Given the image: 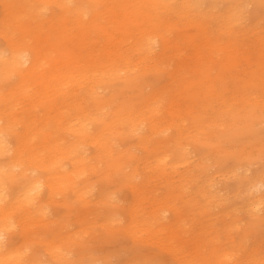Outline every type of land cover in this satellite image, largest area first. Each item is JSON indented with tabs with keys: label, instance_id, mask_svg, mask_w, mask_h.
Returning <instances> with one entry per match:
<instances>
[{
	"label": "rangeland",
	"instance_id": "374dc122",
	"mask_svg": "<svg viewBox=\"0 0 264 264\" xmlns=\"http://www.w3.org/2000/svg\"><path fill=\"white\" fill-rule=\"evenodd\" d=\"M78 1L72 0L69 4L73 5ZM194 1L197 2L185 5L182 0H177L179 5L171 2V7H161V3H159L160 6H155L149 4L147 0H87L86 4L84 3V7L87 8L85 15L87 23L84 25V30L88 38L87 50H95L93 53L99 52V49L109 41V36L114 35L113 42L116 43L117 40L119 44L121 39V50H124L137 64L136 68L127 74L133 76L132 80L124 82L119 79L104 84L100 88L99 97L110 101L104 110L106 120L112 121L115 111L135 104L141 95H145L153 87L168 83L163 87L160 104L166 108L172 102L179 103L182 113L187 116V119H184L186 125L182 129L185 130L182 144L190 152L189 162L180 165L177 171L169 172L175 176L179 171L192 173L191 175L198 182L212 180L213 191L208 192L204 198L197 196L196 187L192 184L195 181L193 180L192 183L189 181L184 190L185 195L183 193L178 203L181 206V215L187 230L173 232L176 239L170 238V240L181 245L182 248L179 254H174L168 245H165L166 240H163L164 243H157L151 239L153 235L151 230L133 231L147 224L131 228L132 230L126 228L131 220L129 214L131 207L135 204V193L129 185H125L127 183L122 180L118 171L112 165L106 164V158H103V162L90 158L94 155L95 148L84 141L80 147L85 146V152L82 153L86 157V165L88 163L89 165L84 170H76L71 159H64L63 162H67L58 171L62 173L74 171L75 181L63 183L61 192L51 197L45 189L41 191L42 193L40 192L41 195L37 199L39 205L47 209L46 214L39 217L43 219L46 227L48 224H52V227L57 226L61 218L65 217L69 225L63 231L65 233L76 231L68 240L67 246H65L66 243L64 245L66 250H69L66 251L69 256V260H66L67 264H76L80 259H93V264H185L184 259L194 256L198 246H206L211 238L218 240V237H215L218 234L216 229L222 230L219 231L221 244L232 241L234 238H243L246 245L239 250L241 254L246 255L249 251L252 252L257 247L254 244L264 243V204L256 214L242 208L245 197L237 195L238 189L234 186L237 174L241 171L254 178L264 175V0H229L228 3L219 2V0ZM35 4L38 7L44 6L41 9L44 19H34L33 10L27 6L24 9L25 12L19 15L23 16L22 20H25L26 24L43 22L40 27L30 26L39 30L40 33L52 35L50 43L47 44L51 51L48 58L49 61L54 60L55 63L61 64L64 61L62 55L64 44L59 39L67 32L64 30L65 23L61 21L64 16L63 8H60L55 1L35 2ZM231 5L236 18L233 15L235 20L230 28L225 31L220 27L221 31H219V23L225 17L224 9ZM3 6L0 0V20L5 15ZM180 6L183 7L180 8ZM127 8L134 10L133 16L137 18V23L134 24L133 21L123 23L124 10ZM93 14L95 16L92 19ZM74 20H69V24ZM156 22L160 26L153 31L158 30L161 35L166 34L164 37L170 41L172 48L164 54L159 53L161 47L157 45L155 53H150L147 57H139L138 50L132 52L133 44L130 40L139 35L142 29L148 27L150 30L152 27L150 25ZM4 29L0 25V50L7 49ZM152 40L157 41L156 44L160 42L157 38ZM162 40L163 38L161 42ZM176 51V61L179 65L182 60L187 61L179 76L183 81L169 80L166 72L162 70L142 73L154 65L155 60H164L167 65ZM143 55L146 56L145 53ZM172 62L173 60L170 64ZM237 74L241 78L249 75L254 82L250 83L244 91L234 89L236 85L245 86L248 82L247 79L241 82V78H236L237 82H235L233 76ZM205 75L208 78L206 83L192 84L193 80L202 79ZM15 80V76L0 80V93L7 94ZM180 82L186 84L183 89L179 86ZM207 84H212L216 89L213 97H188L195 89L199 90L200 95H204ZM74 90L77 94L73 97L72 103L83 102L88 111L96 114L91 99L93 97L86 96L90 92H80L78 86H75ZM239 91H241L240 97H233ZM17 106L20 110L22 103H18ZM75 110L77 109L72 111L75 112ZM199 115L201 119L198 121L196 119ZM121 122L123 121L117 122V130L122 125ZM173 130L174 128H169L155 134L154 140H164L165 145L173 143L171 141ZM61 136L68 143L77 138L76 133L71 134L68 131H63ZM107 138H110L108 147L114 148L111 153L115 155L119 150H131V152L142 154L134 147L137 143L135 136L119 133L111 134ZM167 139L170 141H166ZM14 141L12 136H8L10 146L14 145ZM80 153L81 151H78L74 153V156ZM124 154L128 153L124 152ZM234 167H241V169L232 173L231 170ZM124 170L126 171V168ZM159 180L151 187L154 184L165 186V181ZM80 182L91 186V201L89 203L75 202L70 211L68 203L71 200L70 195L73 197L72 192L76 187L78 188L76 185ZM6 185H8L7 191H11L13 184L7 181ZM263 194L264 185L259 191L255 189L252 191V195L255 196ZM108 195H110L109 200L112 198V203H109L108 197L102 198ZM161 195H163V188L153 187V192L147 195V198L138 206L139 213L145 216L150 214L151 210L158 206L155 201ZM213 195L216 196L215 200L209 197ZM193 196L199 200V206L208 209L196 214L191 213L184 201ZM158 212L162 213L163 217L154 223L155 229L164 228L171 216L167 210ZM96 215L101 218L98 222L108 221L109 217L115 216L119 220V228L100 225L94 219ZM195 222L198 223L197 227L205 225L206 232L194 234L192 229ZM43 226L39 230L35 229L36 234L31 235L33 240L25 243L26 249L28 253L35 254L37 263L59 264L52 261L50 263L43 249L41 244L44 240L41 238ZM166 234V229H163L161 236L165 238ZM13 236L14 240L19 238L17 234ZM250 257L256 258L255 262L264 260V257L260 255Z\"/></svg>",
	"mask_w": 264,
	"mask_h": 264
},
{
	"label": "bare ground",
	"instance_id": "6f19581e",
	"mask_svg": "<svg viewBox=\"0 0 264 264\" xmlns=\"http://www.w3.org/2000/svg\"><path fill=\"white\" fill-rule=\"evenodd\" d=\"M51 1L57 2L58 6L63 8L64 16L61 21L65 23L64 30H67L59 39L64 44V51L62 52L64 61L61 64L55 63L54 60L49 61L48 58L51 51L47 44L50 43L52 35L40 33L39 30L30 26L40 27L43 22L37 21L33 24H26L24 23L25 20H22L23 16L19 15L25 12L24 9L27 6L33 10L34 19L42 20L45 18L42 16L43 11L41 10L44 6L38 7L35 2L49 3ZM71 1L29 0V4H27L28 0H2L5 15L0 20V25L5 28L7 49L0 50V80H7L12 76H15L16 80L7 94L0 93V264H40L35 260V254L28 253L25 245V243L33 240L31 235L36 234L35 229L39 230L44 225L43 219L39 217L44 216L47 209L42 208L37 199L41 195V191L45 189L48 190L49 197H51L55 193L61 192L63 183L75 181L74 171L68 173L58 171L67 162L64 163V159H71L76 170H84L89 165V163L86 165V157L82 153L85 146L80 147L84 141L87 145L95 148L94 155L90 158H95L100 162L106 158V164L112 165L121 175L122 180L127 183L125 185H129L135 193V204L131 207L129 214L131 220L126 228L132 230L131 228L147 224L133 231L151 230L153 233L151 239L157 243H164L163 240H166L165 245H168L174 254H179V250L182 249L181 245L170 240V238L176 239V236L173 235L175 230H187L181 215V206L178 204L179 199L183 197L189 181L191 183L193 180L195 181L192 183L196 187L195 192L197 196L200 195L203 198L208 195V192L213 191L212 186L214 184H212V180H203L199 183L191 175L192 173L179 171L178 175L175 176L169 172L170 170L177 171L180 165L189 162L190 152L182 144V139L185 137V130L182 129L186 125L184 119H187V116L182 113L179 103L172 102L166 108L160 104L163 87L168 85V83H164L153 87L145 95H141L135 104L115 111L113 120L107 121L104 110L110 101L99 97L100 88L104 84L119 79L124 82L132 80L133 76L127 74L133 71L137 64L124 50H121V39L119 44L117 40L116 43L113 42L114 35L109 36V41L99 49V52L93 53L95 50H87L88 38L84 30V25L87 23L85 20L87 8L84 6L87 0H79L70 5L69 2ZM147 1L155 6L161 3V7H171L172 3L178 4L177 0ZM222 1L229 2V0H219V2ZM182 2L185 5H192L193 2L197 1L182 0ZM133 13V9H125L123 23L128 21L137 23V18L133 16ZM223 14L225 17L219 23V31H221L220 27L224 30L230 28L233 20H235L234 17L236 18L233 14L232 5L226 7ZM94 16L95 14L91 15V18L93 19ZM72 19L75 20L69 24L68 21ZM75 26L80 27L73 29L72 27ZM150 26H152L150 30L148 27L144 28L139 32V35L130 40L133 44L132 52L138 50L140 52L139 57H147L150 53H155L157 45L161 47L159 53L165 54L172 48L170 41L164 37L166 34L161 35L158 30L153 31L160 24L156 22ZM152 38H157L160 42L161 38L163 40L156 44L157 41L152 40ZM176 54L177 51L170 58V61L173 60L172 64L170 61L166 65L164 60H155L156 63L142 73L150 70L155 72L162 70L166 72L169 80L183 81L179 76L187 61L182 60L179 65L176 61ZM236 78L241 77L237 74L233 76L234 81ZM241 79V82L246 79L248 82L245 86L236 85L234 89L244 91L250 83L254 82L249 78V75ZM207 80L205 75L202 79L193 80L192 84L206 83ZM183 84L180 82L179 85L182 86V89L186 86ZM75 86H78L80 92H90L86 96L93 97L91 99L96 114L88 111L83 102L72 103L73 97H76L77 94L74 90ZM204 93V95H200L199 90L195 89L190 92L188 97H213L216 89L212 84H207ZM240 95L241 91L233 97H240ZM18 103H22L20 110H18ZM73 109L77 110L73 112ZM200 119L199 115L196 120L199 121ZM120 121L123 122L117 130L116 124ZM169 128H174L171 137L173 143L165 145L164 140H154L155 134ZM63 131L71 132V134L76 133L77 138L68 143L61 136ZM107 133L109 135L125 133L135 136L137 143L134 147L136 151L140 150L142 154L135 151L131 152V150H119L116 152L117 155L111 153L114 148L108 147L110 138H107L109 136ZM8 136L14 138V145H9ZM166 141L170 140L167 139ZM78 151L81 153L74 156V153ZM124 152L128 154H124ZM240 169L241 167H234L231 172L236 173ZM237 175L234 186L238 189L237 195L245 197L242 208L252 214L258 213L263 208L264 194L255 196L252 195V191L253 189L259 191L262 188L264 175H258L254 178L247 176L243 171ZM178 176L180 177L175 180L174 177ZM139 177L141 179H138ZM159 179L165 181V186L161 183V186L154 184L153 187L163 188V195L155 201L158 206L145 216L139 213L138 206L141 201L147 198V195L153 192L151 186L154 182L160 181ZM7 181L13 184L11 191H7ZM76 186L72 192L73 197L70 195L71 200L68 202L70 211L75 202L89 203L91 201V186L83 182L77 183ZM209 197L211 200L216 199L214 195ZM102 198L107 199L109 203L113 202L111 201L112 198L109 200L110 195ZM184 204L193 214L208 209L199 206V200L196 199V196L185 200ZM159 210H167L171 216L169 223L164 228L155 229L154 223L163 217L162 213L159 214ZM63 218L57 226L52 227V224H48V228L44 225L41 230L43 234L41 238L44 239L41 244L50 263L52 261L67 264L66 260H69L65 246L76 231L65 233L63 229L69 223L67 224L65 217ZM94 219L97 222L101 220L98 215L94 216ZM98 223L102 226L119 228V220L115 216L109 217L108 221ZM197 224L195 222L192 229L193 233H205V225L197 227ZM163 229H166L167 233L165 238L161 236ZM216 230L218 234L215 237H218V240L211 238L206 246H198L194 256L184 259L185 264H251L256 261V258L250 257L251 255L264 257V243L254 244L257 247L253 251L251 250L252 252L249 251L246 255L245 253L241 254L239 250L246 245L243 238H234L232 241L221 244L219 231L222 230ZM14 234L18 235L17 240H14ZM93 261V259H80L76 264H93ZM260 263L264 264V260L254 264Z\"/></svg>",
	"mask_w": 264,
	"mask_h": 264
}]
</instances>
